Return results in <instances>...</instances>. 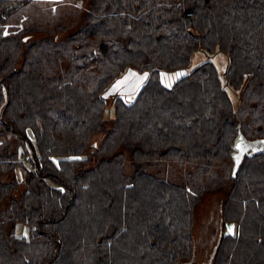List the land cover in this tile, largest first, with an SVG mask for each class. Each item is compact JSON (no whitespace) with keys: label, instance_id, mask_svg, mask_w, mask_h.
Wrapping results in <instances>:
<instances>
[{"label":"trees","instance_id":"16d2710c","mask_svg":"<svg viewBox=\"0 0 264 264\" xmlns=\"http://www.w3.org/2000/svg\"><path fill=\"white\" fill-rule=\"evenodd\" d=\"M198 50L228 54L237 110L211 62L162 82ZM129 68L148 78L107 128ZM238 134L264 139V0H0V264H195L194 209L214 190L204 264H264V153L235 170Z\"/></svg>","mask_w":264,"mask_h":264},{"label":"rangeland","instance_id":"374dc122","mask_svg":"<svg viewBox=\"0 0 264 264\" xmlns=\"http://www.w3.org/2000/svg\"><path fill=\"white\" fill-rule=\"evenodd\" d=\"M55 15L58 14L57 10L53 7L52 11L48 9L42 16L25 18L24 21L19 24V27L31 23H39L44 20L51 21L52 17ZM9 29L10 28H7L6 32L9 31ZM66 34L67 33H62L60 37L62 38ZM33 36L35 38H40L43 37L44 34H34ZM205 62H211L215 65L222 84L232 99L234 109L237 110L240 105L239 92L233 89L227 82L226 71L229 66V57L227 53L220 50H217L216 52H208L206 50L196 51L188 67L172 72H162L161 80L167 86H171L177 79L191 73ZM147 78L148 73H141L135 69L129 68L108 87V90L105 92V121L107 123V128H110L111 122L114 118L115 98L119 96L124 98L127 102H131L141 86L146 82ZM105 135V131L99 132L91 139L90 144L99 146L105 138ZM233 152H235V150ZM129 156L130 155L127 153L128 160L126 163V169L128 172H131L132 164ZM17 176L20 180L23 178L21 170L17 171ZM225 197V190L209 191L201 197L200 201L195 206L193 238L196 245V255L198 256V261H196L195 264H204L207 262L210 253L213 250L220 228V205ZM226 229L225 233H228L227 231H232V227ZM15 233L18 236H28L29 227L24 223H19L17 224Z\"/></svg>","mask_w":264,"mask_h":264},{"label":"water","instance_id":"95a60500","mask_svg":"<svg viewBox=\"0 0 264 264\" xmlns=\"http://www.w3.org/2000/svg\"><path fill=\"white\" fill-rule=\"evenodd\" d=\"M264 153V139H247L242 134H238L235 141V152L233 154L235 162V170L238 169L243 156L251 154H262Z\"/></svg>","mask_w":264,"mask_h":264},{"label":"crops","instance_id":"0c3cea01","mask_svg":"<svg viewBox=\"0 0 264 264\" xmlns=\"http://www.w3.org/2000/svg\"><path fill=\"white\" fill-rule=\"evenodd\" d=\"M48 1H58V0H48ZM229 227H232V231H227L228 232L227 234L236 236L238 234V226H237V224L233 223V222H230V223L227 224V229Z\"/></svg>","mask_w":264,"mask_h":264}]
</instances>
